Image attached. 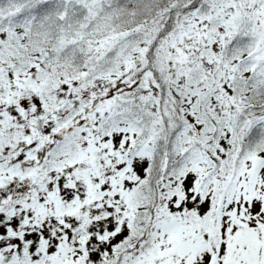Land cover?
Listing matches in <instances>:
<instances>
[{"label": "snow or ice", "instance_id": "obj_1", "mask_svg": "<svg viewBox=\"0 0 264 264\" xmlns=\"http://www.w3.org/2000/svg\"><path fill=\"white\" fill-rule=\"evenodd\" d=\"M0 264H264V0H0Z\"/></svg>", "mask_w": 264, "mask_h": 264}]
</instances>
